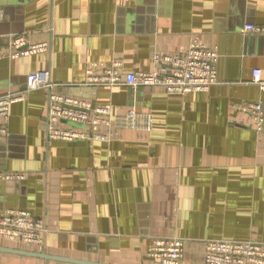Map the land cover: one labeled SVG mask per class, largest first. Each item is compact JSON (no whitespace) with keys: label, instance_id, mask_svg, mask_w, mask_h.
Masks as SVG:
<instances>
[{"label":"crops","instance_id":"crops-1","mask_svg":"<svg viewBox=\"0 0 264 264\" xmlns=\"http://www.w3.org/2000/svg\"><path fill=\"white\" fill-rule=\"evenodd\" d=\"M0 53L14 36L50 50L0 59V96L49 70L61 93L151 113V130L124 129L109 141L48 136L47 91L10 108L0 136V215L25 210L46 221L44 245L0 239V264H158V237L185 241L178 264H205L209 239L264 242V121L242 103L264 90V0H0ZM195 37L217 49L218 83L170 94L164 87L87 85L115 61L150 72L155 53L177 54ZM64 125V124H62ZM67 126H78L69 124Z\"/></svg>","mask_w":264,"mask_h":264},{"label":"built area","instance_id":"built-area-1","mask_svg":"<svg viewBox=\"0 0 264 264\" xmlns=\"http://www.w3.org/2000/svg\"><path fill=\"white\" fill-rule=\"evenodd\" d=\"M128 1V0H114ZM4 10L0 8V20ZM245 30L264 33V26L248 24ZM50 50L49 42L32 43L24 35H16L7 53L2 57L30 56ZM217 49L208 48L195 37L190 45L177 54L155 53L154 68L150 72H122V62L115 61L103 68L99 74L94 67L87 70V85L161 86L170 94L187 95L207 91L218 83ZM253 82L264 90L261 69L254 70ZM58 83L51 80L49 70H39L27 75V87L23 90H9L0 96V136L6 135L11 106L34 90L47 91L48 136L55 140H101L109 141L115 132L124 129L151 130V113H140L135 109L119 111L112 103L94 104L90 100L67 95L58 91ZM240 109L253 114L256 128L263 129L264 112L260 103H242ZM74 123L78 126H67ZM64 124V125H62ZM21 174L0 172V180L22 178ZM47 226L42 218L34 217L25 210L7 211L0 215V239L28 246L44 245ZM185 241L179 237L155 238L149 255L158 264H178L184 257ZM205 264H264V242L253 240L209 239L206 242Z\"/></svg>","mask_w":264,"mask_h":264},{"label":"water","instance_id":"water-1","mask_svg":"<svg viewBox=\"0 0 264 264\" xmlns=\"http://www.w3.org/2000/svg\"><path fill=\"white\" fill-rule=\"evenodd\" d=\"M69 124H74V123H69ZM75 125V124H74Z\"/></svg>","mask_w":264,"mask_h":264}]
</instances>
